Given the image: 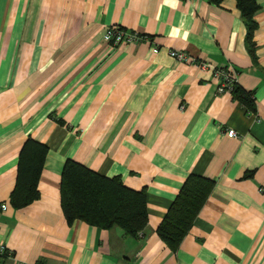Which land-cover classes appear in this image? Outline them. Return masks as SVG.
<instances>
[{"label":"crops","instance_id":"1","mask_svg":"<svg viewBox=\"0 0 264 264\" xmlns=\"http://www.w3.org/2000/svg\"><path fill=\"white\" fill-rule=\"evenodd\" d=\"M258 4L254 61L236 0H0V207H8L0 248L10 253L0 264H264ZM111 27L151 42L114 48L104 41ZM171 51L235 72L255 94L256 114L218 94L213 73L176 62ZM29 140L49 153L39 199L15 211L10 198ZM67 161L145 191L143 237L68 225L60 192ZM192 175L215 188L172 252L157 230Z\"/></svg>","mask_w":264,"mask_h":264},{"label":"trees","instance_id":"2","mask_svg":"<svg viewBox=\"0 0 264 264\" xmlns=\"http://www.w3.org/2000/svg\"><path fill=\"white\" fill-rule=\"evenodd\" d=\"M220 6L224 0H207ZM246 27V46L257 61L254 37L258 30L256 15L259 0H236ZM231 96L247 113L256 114V97L246 93L238 82L234 83ZM49 150L46 146L29 140L23 147L18 164L16 187L10 198L15 211L34 204L40 197L38 187ZM215 188V182L190 176L181 188L167 215L157 230L158 238L172 252H177L206 206ZM61 207L68 225L84 223L103 231L121 229L125 236L141 238L148 227L147 194L126 188L120 178L109 179L86 167L67 161L61 177ZM1 211V209H0ZM10 256L7 252L0 259Z\"/></svg>","mask_w":264,"mask_h":264},{"label":"built area","instance_id":"3","mask_svg":"<svg viewBox=\"0 0 264 264\" xmlns=\"http://www.w3.org/2000/svg\"><path fill=\"white\" fill-rule=\"evenodd\" d=\"M104 41L114 48L121 46H129L140 43H150L151 41L144 36H140L134 33H129L120 27L108 28L105 32ZM159 50L155 48L153 50L154 55H158ZM170 58L181 64H189L199 67L201 70L213 73L218 85V94H229L233 91L234 83L238 82L237 74L232 70L217 69L208 63L199 61L196 58H192L185 53L171 51L169 53ZM184 110V107L182 108ZM228 138H236V133L231 131L227 134ZM1 212H6L8 207L3 205L0 207ZM8 251L4 248H0V256H4Z\"/></svg>","mask_w":264,"mask_h":264}]
</instances>
